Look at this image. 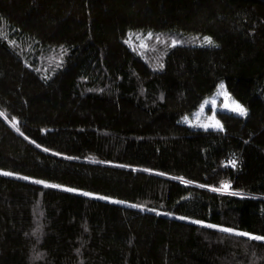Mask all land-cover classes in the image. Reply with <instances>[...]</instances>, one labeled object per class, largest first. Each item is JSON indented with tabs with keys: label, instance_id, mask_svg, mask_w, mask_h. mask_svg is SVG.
<instances>
[{
	"label": "trees",
	"instance_id": "obj_1",
	"mask_svg": "<svg viewBox=\"0 0 264 264\" xmlns=\"http://www.w3.org/2000/svg\"><path fill=\"white\" fill-rule=\"evenodd\" d=\"M0 170L135 205L0 176V264H264V0H0Z\"/></svg>",
	"mask_w": 264,
	"mask_h": 264
},
{
	"label": "rangeland",
	"instance_id": "obj_2",
	"mask_svg": "<svg viewBox=\"0 0 264 264\" xmlns=\"http://www.w3.org/2000/svg\"><path fill=\"white\" fill-rule=\"evenodd\" d=\"M148 37H150L149 32L145 34V38H148ZM131 44H132V42L129 43L130 46H131ZM171 44L172 45L184 44V45H188V46H192V47L208 45V43L206 41L203 42L200 39H194V38H190V40H188L187 42L173 41ZM219 85H218L217 89L215 90V92L212 95L203 99V101L199 104V106H197V108L195 110L181 116L179 118V123L181 125H184V126H187V127L199 130V131H218V130H221L222 128H217V127L205 128V127H202L201 125H206V124L214 125L215 121H217V120L222 125L221 121L219 120V118L217 116L218 113H220V112L230 113L232 115H235V116L243 118V119L246 118L247 113H246V115L241 116L237 112L232 111V108L234 107L235 103H237V102L227 92L225 87L223 89H221V88H219ZM213 117H215V120L212 119ZM5 173H9V172L0 170V176H7V177L15 178V179H20V180H23V181H26L29 183H37L36 181H41V180H35L32 178H29V177L15 175L13 173H11V175H6ZM25 178H27V179H25ZM42 182L43 183H37V184H39L43 187L53 188L56 190L89 197L92 199L104 201L107 203H111V204H115V205H119V206H123V207H128V208H132V209L135 208V205L131 204V203L122 202L119 200L110 199V198H106V197L104 199H102L101 197H103V196L94 195V194L84 195V193H87V192H82V191H79L77 189H74L75 191H68V189H73V188H69V187H65V186H61L58 184L49 183V182H45V181H42ZM53 185H57L58 187H53ZM172 218L189 222V220L181 219L179 217H172Z\"/></svg>",
	"mask_w": 264,
	"mask_h": 264
},
{
	"label": "snow or ice",
	"instance_id": "obj_3",
	"mask_svg": "<svg viewBox=\"0 0 264 264\" xmlns=\"http://www.w3.org/2000/svg\"><path fill=\"white\" fill-rule=\"evenodd\" d=\"M205 41L208 43V44H212V40L210 37H205L204 38ZM175 43V42H174ZM225 86L223 83H221L219 85V88L223 89ZM232 111H235L237 112L239 115L243 116V115H246L247 113V109H245L243 107V105L239 104L238 102L235 103L234 107L232 108ZM213 120H215V117L212 118ZM202 127H217V128H222V125L220 124V122L217 120L215 121V124L212 125V124H206V125H201ZM45 151H47V149H45ZM231 163L233 164V166L235 165V161H231ZM6 175H11V173H5ZM27 179V178H25ZM37 183H43L42 181H36ZM53 187H58L57 185H53ZM224 188H228L229 185L227 184H224L223 185ZM215 190V189H214ZM68 191H75L74 189H68ZM233 194H236V193H233ZM84 195H91L90 193H84ZM102 199H104L105 197H101ZM181 219H184V217H181ZM194 223H198V224H203L202 221H193ZM207 227H211V228H216L220 231H223V232H226V233H234L235 230L234 229H231V228H226V227H222V226H218V225H206ZM236 235H240V236H244V237H247L248 239H252V240H256V241H260V242H264V236H260V235H255V234H252V233H246V232H235Z\"/></svg>",
	"mask_w": 264,
	"mask_h": 264
}]
</instances>
